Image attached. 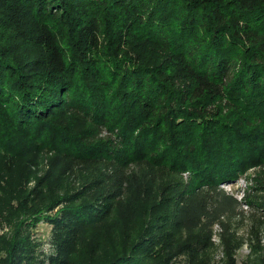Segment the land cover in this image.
Returning a JSON list of instances; mask_svg holds the SVG:
<instances>
[{"label":"trees","instance_id":"1","mask_svg":"<svg viewBox=\"0 0 264 264\" xmlns=\"http://www.w3.org/2000/svg\"><path fill=\"white\" fill-rule=\"evenodd\" d=\"M21 147L0 264H210L188 196L258 169L246 198L264 213V0H0L2 159Z\"/></svg>","mask_w":264,"mask_h":264},{"label":"rangeland","instance_id":"2","mask_svg":"<svg viewBox=\"0 0 264 264\" xmlns=\"http://www.w3.org/2000/svg\"><path fill=\"white\" fill-rule=\"evenodd\" d=\"M99 43L97 48L106 50L102 46V39ZM144 49L146 51L142 57L149 61H161L163 64L170 61L176 64L178 61L175 56H168L166 53L157 51L151 43H147ZM126 50L127 45L119 46L118 54H123ZM154 52L159 56L157 60H154ZM171 82L178 88L185 83L183 77L180 76H174ZM16 139L24 143L22 139ZM21 149L23 148L16 149L18 158L15 161H11L10 157L2 159L1 154L3 153H0V175L7 176L1 180L0 189L5 188L4 178L17 179V172H22L24 169L21 165L26 157L35 156V151L23 155ZM47 152V150H42L37 153V159L34 161L36 164L32 167L33 176L26 183L27 186L34 184L36 175L42 176L49 170L46 156L49 158L51 155ZM10 163H13L11 170L5 172ZM257 174L258 169L251 168L237 180L229 182V186H223L224 183H220L215 189L204 188L202 195L192 196L196 197L194 200L188 196L189 202L185 204L187 218L184 219L191 227L206 228L210 231L211 247L208 252L210 264H264V213L257 212L258 207L250 205L246 198V191L254 183ZM182 180L187 183V174H183ZM0 196H2V191H0ZM260 196L263 199L259 203H264V192H260ZM200 200L201 204L194 203ZM196 207L199 208L196 209ZM29 231L33 241L38 242L40 247L48 251L50 226L45 222H40L31 227ZM10 232V226L0 217V237Z\"/></svg>","mask_w":264,"mask_h":264},{"label":"built area","instance_id":"3","mask_svg":"<svg viewBox=\"0 0 264 264\" xmlns=\"http://www.w3.org/2000/svg\"><path fill=\"white\" fill-rule=\"evenodd\" d=\"M230 183H224L223 186H229Z\"/></svg>","mask_w":264,"mask_h":264}]
</instances>
